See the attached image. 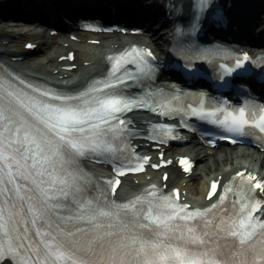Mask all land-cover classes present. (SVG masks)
I'll return each mask as SVG.
<instances>
[{"label":"snow or ice","instance_id":"obj_1","mask_svg":"<svg viewBox=\"0 0 264 264\" xmlns=\"http://www.w3.org/2000/svg\"><path fill=\"white\" fill-rule=\"evenodd\" d=\"M192 7L189 27L173 26L178 54L223 56L228 50L191 42L211 0H193ZM107 59L106 73L76 91L33 85L0 66V264H264V219L254 215L257 209L264 215V208L245 202L251 187L241 189L239 211L233 205L231 213L222 206L228 186L208 208H190L179 201V190L164 194L155 185L128 198L115 195L119 176L142 171L145 159L130 144L138 129L130 127L128 113L152 108L165 116L210 119L230 133L247 127L264 133V105L212 104L200 93L193 106L182 90L149 86L155 57L138 45ZM248 60L247 53L237 54L231 66L220 67L232 74ZM152 127L153 139L171 129ZM85 159L110 163L118 175L97 176L83 166ZM247 176L264 190V182ZM216 191L213 181L209 197Z\"/></svg>","mask_w":264,"mask_h":264},{"label":"bare ground","instance_id":"obj_2","mask_svg":"<svg viewBox=\"0 0 264 264\" xmlns=\"http://www.w3.org/2000/svg\"><path fill=\"white\" fill-rule=\"evenodd\" d=\"M20 0H0L1 4L5 2L17 3ZM149 1V0H145ZM187 0H182L186 3ZM251 3L254 4L252 7L240 8L234 11L236 18L246 21L250 24H254L253 34L251 37L256 38L261 43L259 46H255L254 50H264V5L259 9L261 10L256 20L252 18L251 10L255 11V4L253 0ZM258 5V4H257ZM258 8V7H257ZM26 7L19 8V12H25ZM0 10V55L6 57L11 64H13L18 70L27 74L41 79H48L51 81H56L59 83H67L71 86L83 85L91 76L95 73L101 72L104 69V58L103 55L108 51L118 50L123 47L126 43L131 42H141L154 46L158 51L164 49L166 44L167 33L163 29L155 30V24H149L150 28L145 29L143 34L140 35H129V34H112L105 38H100L98 44L91 43L92 39H99L94 35L80 36V43L87 47L88 51L81 54V61L74 71H65L59 69L56 73L53 72L54 69H58L63 64L64 61H58L57 58L65 54V50L72 49L78 42L71 41L69 39H64L63 43L68 42L69 46L61 45L59 47H52L48 49L50 45V38L46 35V29L40 26L41 23L36 24L39 21L31 22L30 24L23 23L21 19L5 18L1 15ZM27 12V11H26ZM150 19L145 21L148 23ZM16 35L29 36L36 35L37 40L40 45L33 53L28 54L25 52L24 47L14 48L11 45V40L15 38ZM242 35V34H241ZM257 35V36H256ZM238 37V42L241 46H247V43H242L240 41H246L250 38L248 37ZM233 41V39H232ZM15 57V60H12ZM53 58L52 63L48 66V63ZM84 61L88 63L83 64ZM161 84H169L164 79L160 81ZM135 120L138 124H141L142 120L147 116L143 113H136L134 115ZM136 143L139 144L138 150L152 154L153 157L156 156L157 150L151 148V144L145 145V141L138 140ZM165 154L167 157H174L175 155H189L196 161V166L193 173L185 177L184 174L178 169V167L171 165L165 170L169 172V177L166 180L167 188L174 186H181L185 182V187L187 190L188 199L194 203L206 202L204 200L207 185L211 178L218 179L223 182L225 179L229 178L230 175L236 172L238 169L246 168L247 170H252L257 173L261 178H264V152L259 151L255 147L251 146H236L227 148H209L198 144V141L194 137H190L187 145L177 148L165 147ZM152 178L160 181L161 172L154 171L151 173ZM141 182L145 180L144 184L147 183L146 176H139ZM132 180H124L121 187L119 188V194L125 196L127 194H132L135 191H139L143 186V183H132Z\"/></svg>","mask_w":264,"mask_h":264},{"label":"rangeland","instance_id":"obj_3","mask_svg":"<svg viewBox=\"0 0 264 264\" xmlns=\"http://www.w3.org/2000/svg\"><path fill=\"white\" fill-rule=\"evenodd\" d=\"M106 35H101L100 37H104ZM62 40H63V36H56V37H53L52 38V42H51V45H50V48L54 47H59L62 45ZM16 41V42H15ZM14 42H11V44L14 46V48H20L22 46V42L23 40L20 39V40H15ZM74 49L77 51V55H78V58L77 60L80 59V55L86 51H88L87 47H85L83 44H77ZM46 66L49 65V63H46L45 64ZM226 148V147H225ZM221 149V148H219Z\"/></svg>","mask_w":264,"mask_h":264}]
</instances>
